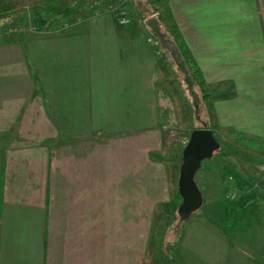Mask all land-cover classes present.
<instances>
[{
  "label": "crops",
  "instance_id": "1",
  "mask_svg": "<svg viewBox=\"0 0 264 264\" xmlns=\"http://www.w3.org/2000/svg\"><path fill=\"white\" fill-rule=\"evenodd\" d=\"M166 4L194 56L210 53L203 48L205 35L253 37L246 54L258 53L264 44V0H166ZM4 19L0 16V264H133V233L147 231V214L157 211L159 204L147 185L152 168L143 142L148 144V135L133 141V135L142 132L134 125L143 126L149 119L155 99H149L152 109H147V118L131 117L132 127L119 126L112 120L114 111L108 112L111 107L101 111V95L110 99L113 91L96 72L104 64L100 53L108 50L116 64H131V83L125 78L118 92L126 95L130 85L134 97V79H141L149 98L155 59L145 37L99 21L69 36L16 41L7 38L11 36L5 31L15 27L4 25ZM209 22L215 25H202ZM244 129L243 123L241 132L264 134ZM246 164L251 163L237 161L240 169ZM234 171L241 179L240 171ZM255 195L258 199L250 204L252 223L262 222L264 216L261 194ZM219 198L218 194L212 199L206 217L215 220L216 212L223 225L231 222L236 225L228 228L238 227L234 217L246 202L235 203V211L221 207Z\"/></svg>",
  "mask_w": 264,
  "mask_h": 264
},
{
  "label": "rangeland",
  "instance_id": "2",
  "mask_svg": "<svg viewBox=\"0 0 264 264\" xmlns=\"http://www.w3.org/2000/svg\"><path fill=\"white\" fill-rule=\"evenodd\" d=\"M163 6L162 2L155 0L152 5H145L142 0H54L37 8L14 13L10 18L4 19L3 24L15 27L16 33H9L11 37L7 38H16V41L69 36L77 31H85L88 24L99 21H105L107 28L137 31L145 37L150 54L155 59V65L150 66L152 93L149 90V98L146 97V87L141 79L138 82L134 79V97L130 85L126 95L118 92V85L125 78L131 83V64H116L108 57V50L100 53L104 64L96 72L100 73L96 76L103 83H110L107 90L113 91L110 99L104 100V94L101 95V111H108L111 107L108 112L114 111L112 120L119 126L132 127L131 117H138L141 121V116H146L147 109H152L149 99H155L150 117L143 122V126L133 124L142 131L138 136L133 135V141L137 143L148 135V144L143 142V149L145 145L148 146V167L154 170L149 169L147 185L159 203L157 211L147 214V231L137 229L133 233V264H264V216L262 222L255 219L252 223L253 210H250L251 202L253 203L254 198L258 199L256 193L261 194L264 207V176L258 173V164H246L240 169L237 161L241 159L231 154L233 146L221 134L227 129L240 131L243 123L244 130L251 128L252 133L255 130L264 131V44L258 47L260 53L246 54V50L251 49L254 44L253 37L238 38L232 33L204 36L206 45L203 48L206 53H210H197L193 56L214 98L217 120L212 121L201 104L199 92L186 90L184 75L177 72L165 51L160 50L158 38L149 36L146 32H150L146 20L151 13L163 24ZM121 13H125L129 19L127 24L121 22ZM208 15L214 17L213 13ZM233 24L228 23L231 26ZM202 25L215 24L209 22ZM224 26L222 24L221 29ZM53 27L60 29L50 31ZM141 72L144 73L143 76H147V72ZM171 81L178 90L176 100L171 98L167 86ZM205 126L213 131L221 147L211 159L203 162L196 175L205 205L194 212L188 221L183 222L179 216L182 198L178 191L183 151L191 133ZM130 142L131 138H128L127 143ZM115 157L116 151L113 150L110 158ZM103 160L102 156V167ZM234 169L240 171L242 180L237 177ZM239 182L243 184L242 188L238 186ZM211 187L214 191H211ZM216 194L220 196V206L231 210L237 211L235 203L246 202L244 210L234 217L238 227L228 228L236 225L231 222L228 227L223 225L217 220L219 216L216 212L215 220L206 217V213L212 208L210 202L217 197ZM261 212L264 213V208H261ZM256 215L253 216L257 217ZM152 239L156 240L154 247L157 251L163 243L161 250L153 254L150 252ZM106 249L107 247L102 246V250Z\"/></svg>",
  "mask_w": 264,
  "mask_h": 264
},
{
  "label": "trees",
  "instance_id": "3",
  "mask_svg": "<svg viewBox=\"0 0 264 264\" xmlns=\"http://www.w3.org/2000/svg\"><path fill=\"white\" fill-rule=\"evenodd\" d=\"M49 1L53 2L54 0H0V16L2 18H9L14 13L23 12L29 8H37ZM155 1L164 4L163 24L151 13L149 15L150 18L146 20L147 28L158 38L173 67L177 72L184 75L183 84L186 90L196 93L197 91L199 92L201 95V104L206 108L211 120L216 121L217 115L214 106V98L203 72L200 70L192 52L186 45L171 10L166 4V0ZM59 29L60 27H53L50 31H57ZM167 86L170 89L171 98L176 100L178 90L174 82H168ZM221 134L225 141L233 146L231 154L234 157L254 165L264 162V137L234 129H227ZM174 183H177L176 179H174ZM150 244V252L152 254L161 250L163 245V243H161L157 251L154 247L156 246V240L152 239Z\"/></svg>",
  "mask_w": 264,
  "mask_h": 264
},
{
  "label": "water",
  "instance_id": "4",
  "mask_svg": "<svg viewBox=\"0 0 264 264\" xmlns=\"http://www.w3.org/2000/svg\"><path fill=\"white\" fill-rule=\"evenodd\" d=\"M220 147L221 144L213 131L206 126L191 133L183 151L178 179V191L182 198L179 207L181 221H188L192 214L203 206L204 198L196 182V175L202 168L203 162L211 159Z\"/></svg>",
  "mask_w": 264,
  "mask_h": 264
},
{
  "label": "built area",
  "instance_id": "5",
  "mask_svg": "<svg viewBox=\"0 0 264 264\" xmlns=\"http://www.w3.org/2000/svg\"><path fill=\"white\" fill-rule=\"evenodd\" d=\"M119 17L121 18L120 20L123 24H127L129 22V19L127 18L125 13H121ZM9 33H16V29L11 28V30L8 31V33L5 31V34H9ZM1 34H4V32ZM257 169H258V173L264 176V162L258 164ZM233 198H235V195H233Z\"/></svg>",
  "mask_w": 264,
  "mask_h": 264
},
{
  "label": "bare ground",
  "instance_id": "6",
  "mask_svg": "<svg viewBox=\"0 0 264 264\" xmlns=\"http://www.w3.org/2000/svg\"><path fill=\"white\" fill-rule=\"evenodd\" d=\"M176 57V56H175ZM178 59V58H177ZM178 61V60H177Z\"/></svg>",
  "mask_w": 264,
  "mask_h": 264
}]
</instances>
